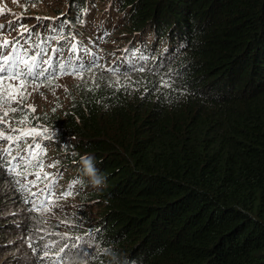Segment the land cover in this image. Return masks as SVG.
<instances>
[{
	"label": "trees",
	"instance_id": "1",
	"mask_svg": "<svg viewBox=\"0 0 264 264\" xmlns=\"http://www.w3.org/2000/svg\"><path fill=\"white\" fill-rule=\"evenodd\" d=\"M57 12L98 67L66 107L38 117L54 130L43 172L63 190L79 178L76 232L91 264H264V0H66ZM50 23L60 20L36 31ZM109 50L119 72L103 64ZM88 157L99 185L84 174ZM11 186L0 174V264H15L8 239L24 226L8 212ZM13 195L25 205L27 193Z\"/></svg>",
	"mask_w": 264,
	"mask_h": 264
},
{
	"label": "snow or ice",
	"instance_id": "2",
	"mask_svg": "<svg viewBox=\"0 0 264 264\" xmlns=\"http://www.w3.org/2000/svg\"><path fill=\"white\" fill-rule=\"evenodd\" d=\"M28 2L35 7L37 0H28ZM6 11L11 14L10 9L0 8V16L5 15ZM63 15L62 13L61 17ZM85 15L83 9L79 10L75 18L76 23L85 26ZM61 17H33L38 22L42 20L49 22L60 20L59 25L53 26L51 23L44 25L46 29L44 32L33 31L37 28V25L31 27L24 25L22 23L23 16L17 17L15 20H9L7 24L0 23V129L8 130V134L0 130V174L13 177L16 185L13 191L18 194L20 192L27 193L22 202L27 206L26 210L29 212L38 211L41 206L49 202L60 178L59 175L54 176L52 173L43 172L45 166L42 159L44 146L41 141L53 139L54 130L53 133H49L47 127L13 128L11 127L12 120L9 115L18 111L21 113L36 112L35 105L25 104V100L32 94L29 91L30 87L32 91L38 92L44 81L51 83L53 79L61 75L75 74L82 77L85 71L90 72L94 67H98L94 56L89 58L81 54L82 52L88 53L91 50L83 46V42L77 45L76 33L71 31L72 21L66 18L61 19ZM65 29H68L67 36L64 34ZM5 31L9 33L15 31L17 35L9 39L4 35ZM104 34L106 35L107 32L105 31ZM86 39L91 40L90 37ZM92 43H96V41L93 40ZM65 51L70 55L66 56ZM72 58H75L74 61ZM107 71L119 72V69L109 67ZM133 71L144 72L146 69L142 66L138 69L134 68ZM164 86H169L166 81ZM12 105H16V107ZM53 111H55V108ZM26 119L27 116L17 121V123L23 124ZM74 163L76 162L74 161ZM30 165L39 170L28 172L27 168ZM21 167L25 169L22 178L21 173L17 171ZM48 167H55V165L50 164ZM29 177H32V179H29ZM45 180L48 183L45 184L44 188H40L39 184ZM79 183V178L70 181L68 188L62 190L58 199L72 196V189ZM32 188L37 190L31 191ZM42 196L44 198L37 204V200ZM52 203L55 204V201H52ZM45 211H47V208H45ZM66 236L67 234H64L62 239ZM75 239L81 241V243H63L61 245L60 241L53 242V246L56 247L54 253L56 259L53 264H67L65 257L70 249L77 250V253L83 256L85 253L82 250L91 247L88 241L82 237H76ZM28 246L32 247L31 244ZM43 248L45 250L41 259H51L48 251L50 246L44 244ZM33 251H36V249L33 248Z\"/></svg>",
	"mask_w": 264,
	"mask_h": 264
},
{
	"label": "rangeland",
	"instance_id": "3",
	"mask_svg": "<svg viewBox=\"0 0 264 264\" xmlns=\"http://www.w3.org/2000/svg\"><path fill=\"white\" fill-rule=\"evenodd\" d=\"M65 7L66 0H37L35 7H33L28 0H0V8L11 10V14H8L6 11L5 15L0 16V23L5 24L6 21L15 19L17 16L20 17L22 15L24 17L22 20L24 25L29 27L37 25V27L40 28L39 24L41 21L38 22L33 17H51L54 13H58L57 11L64 10ZM33 31H36V29H33ZM16 34L17 32L15 31L4 33V35L9 39L15 37ZM113 44L115 48H120L118 39H114ZM112 54L113 53L110 50L107 51V53L103 51L102 58L105 67L109 68L110 62L113 60ZM79 76L80 75L75 74L61 75L53 79L51 83L44 81L43 86L40 87L38 92L32 91V88L30 87L29 91H31L32 94L25 100V104L35 105L36 112L21 113L18 111L16 113H10L9 118L12 120L11 127L32 128L30 126L36 125L42 127L38 121V117L47 111H52L54 108L55 110L57 109L60 111L62 108L66 107L70 98H72L75 94ZM12 106L16 107V105ZM25 116H27L25 122L21 125L17 124V121L24 119ZM30 116L32 117L30 118ZM29 121L36 122V125H31ZM0 130H3L5 134H8L7 129ZM4 146L6 147L7 145ZM27 169H29V167ZM24 170L25 169L23 167L17 169L20 173ZM44 172L53 173L54 171L49 169ZM29 179H32V177H29ZM59 182H62L60 178L56 184L57 187L53 190L54 194L50 198L49 202L46 205L41 206L38 211L33 212L27 211V206H23L19 203V201H16L15 195H13V187L11 186L9 188L7 195L12 194L11 198H13L14 201L11 203V207L8 212L13 214L11 216L17 215V218L13 217V224L24 225L20 227L19 230H13L8 239L11 242V246L15 248L12 252V254L16 256V258H13L16 260L15 264H53V261L56 259L54 256L56 251V247L53 246L54 241H60V244L62 245L63 243H81V241L75 239L76 237H82L86 240V235H80L76 232L79 230V226H81L86 220L85 215H82V213L78 211L82 207L80 204L81 198L78 199L72 196L71 198L58 199L64 188L59 187L64 186ZM39 187L43 188L40 184ZM36 190L37 189L35 188L34 191ZM43 198V196L40 197L37 200V204H39L40 200ZM52 201H55V204H53ZM88 204H90L91 207H87L86 205V209L88 211L87 214L89 218H93L94 220L100 216V213H97L96 205L93 206L90 202ZM45 208H47V211H45ZM75 212H77L78 215ZM64 234H67V236L62 239ZM41 237H43V239H41ZM29 244H31L32 247H29ZM44 244H48L50 246L48 251L51 259H41L43 251L45 250L43 248ZM33 248H35L36 251H33ZM82 251L85 253L83 256L79 255L77 250L70 249L65 257L67 264H91L95 251L91 247L83 249ZM8 259L9 258H6L5 260Z\"/></svg>",
	"mask_w": 264,
	"mask_h": 264
},
{
	"label": "clouds",
	"instance_id": "4",
	"mask_svg": "<svg viewBox=\"0 0 264 264\" xmlns=\"http://www.w3.org/2000/svg\"><path fill=\"white\" fill-rule=\"evenodd\" d=\"M82 165H83V171L84 174L88 177H90L91 179V183L95 186V185H99L101 184V179L97 176L96 174V169L94 167V163L91 157H88L86 159H83L81 161Z\"/></svg>",
	"mask_w": 264,
	"mask_h": 264
}]
</instances>
